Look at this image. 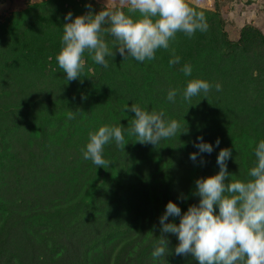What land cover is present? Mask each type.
I'll return each mask as SVG.
<instances>
[{"label": "trees", "instance_id": "trees-1", "mask_svg": "<svg viewBox=\"0 0 264 264\" xmlns=\"http://www.w3.org/2000/svg\"><path fill=\"white\" fill-rule=\"evenodd\" d=\"M214 1V25L208 22L206 32L198 30L191 38L179 33L172 42L175 55L181 58L178 64L170 66L173 54L165 52H156L154 60L143 63L131 57L125 61L119 53L106 57L107 69L91 56L84 57L94 73H88L79 90L68 93L65 101L50 103L42 96L0 101V264H198L191 254L175 253L177 235L162 233L160 217L166 205L176 203L182 215L198 205L195 182L219 173L222 149L232 153L226 183L250 179L248 172L257 163L255 148L264 140V80L258 78L264 73V27L251 24L228 32L218 0ZM80 7L87 14L104 8L128 14L119 3L53 0L37 14L20 12L18 16L54 21L56 14ZM104 38L107 43L114 40L108 33ZM118 46V41L112 44L117 50ZM185 64L193 69L189 80L203 79L212 85L206 96L201 92L190 103L182 99L187 86L181 71ZM251 85L252 95L247 89ZM170 89L179 90L174 103L167 100ZM97 90L105 94L108 106L115 102L114 96L130 99L141 92L167 119L180 122L181 130L160 143L159 157L154 151L155 157L144 162L137 151L142 143L125 133L124 151L112 141L104 151L109 166L98 168L82 158L89 132L80 127L82 132L76 134L73 129L77 119L79 126L85 124L83 116L92 104L88 97ZM36 103L55 116L49 120L55 127L47 115L43 122L37 123L34 117L24 125L23 118ZM125 104L131 109L134 103ZM145 109L151 110L148 105ZM69 111L74 119H68ZM18 113L22 115L16 121ZM193 115L198 126L191 121ZM184 128L187 132H182ZM199 137L213 145L211 154H199L194 147L201 142ZM177 149L184 152L179 154ZM193 153H198L195 161L190 159ZM57 175H61L58 187L52 191L51 180ZM101 178H105L102 185ZM179 222L180 217L166 221ZM161 237L168 241L167 255L154 259L152 252Z\"/></svg>", "mask_w": 264, "mask_h": 264}, {"label": "clouds", "instance_id": "clouds-1", "mask_svg": "<svg viewBox=\"0 0 264 264\" xmlns=\"http://www.w3.org/2000/svg\"><path fill=\"white\" fill-rule=\"evenodd\" d=\"M128 6V14L123 10H107L98 14L91 12L77 16L69 12L65 19L70 21L63 27L61 50L56 56L59 67L66 73L67 81L80 78L85 68V52L92 60L109 67L106 57H114L104 34L108 33L119 42L118 50L126 61L129 57L138 62L152 61L158 49H169L170 43L176 40L178 33L191 38L196 31L206 32L208 23L203 12L196 11L188 0H120ZM109 3V2H108ZM91 8V5H88ZM139 17L134 19V14ZM108 25V27H104ZM117 48V47H116ZM127 50V51H126ZM173 58L169 65L180 62V57L172 50ZM185 76L192 75L191 64L181 69ZM212 85L203 79H192L183 91L182 99L205 96ZM217 91L221 85L216 84ZM178 89H170L167 95L169 102H175ZM125 111L135 113L127 127L128 135L137 137L142 144H160L163 140L174 137L180 132L182 125L176 119H167L163 110L151 111L133 104L131 109L125 105ZM68 119H74V112L67 113ZM125 128L123 126L103 125L98 131L89 132V142L82 149V158L90 160L99 167L109 166L104 158L105 146L115 141L117 148L124 151ZM182 132H187L184 128ZM194 144L199 154L213 152V145L203 142ZM219 139L216 146H219ZM198 153L190 159L195 161ZM230 149H222L217 163L218 174L197 180L195 196L200 197L198 205H192L187 212L181 214V208L173 202L166 205L165 213L160 217L162 233L177 235L179 244L175 249L177 255L191 254L198 264H264V140L255 148L256 166L252 167L248 176L242 181L229 179L227 160L231 157ZM181 199H186L181 197ZM216 206L219 214H216ZM169 217H180V222L166 223ZM168 241L161 237L158 246L152 252L154 259L167 255Z\"/></svg>", "mask_w": 264, "mask_h": 264}, {"label": "rangeland", "instance_id": "rangeland-1", "mask_svg": "<svg viewBox=\"0 0 264 264\" xmlns=\"http://www.w3.org/2000/svg\"><path fill=\"white\" fill-rule=\"evenodd\" d=\"M50 3H53V0H0V101L2 100V103H10L11 101L20 100V98L31 100L36 96L45 97L50 103L54 101L63 102L70 96L68 93L79 90L88 73H94L85 61V68L80 78L75 81H67L66 73L59 67L56 60V56L62 47L63 27L70 22L65 17L71 12L74 20L77 16L86 15V10H82V7L78 8L77 11L70 8L62 15L56 14L54 21L48 18L45 21H41V19L36 21L35 19H29L26 15L18 16L20 12L25 14L34 12L37 14L41 12L40 7H46ZM188 3L196 11L204 13L207 23L214 25L215 20L212 17L216 11L214 0H188ZM67 6L68 4L65 5V7ZM218 6L228 32H231L234 28L241 29L251 24L264 27V0H218ZM125 7L128 10V6L125 5ZM138 17L139 13L133 16L134 19ZM115 41L114 38L112 42L108 43L110 50L115 52V56H117L119 51L112 48ZM173 46L174 44L171 42L169 49H158L156 52H165L171 55L174 49ZM84 57H90L88 52H85ZM260 74L258 78L262 81L264 80V73ZM136 76L139 75L136 74ZM189 78V76L186 77L187 84L190 81ZM226 89L228 91V88ZM247 89L252 95L254 86H248ZM141 94V92H138L130 99L125 97L116 99L114 96L115 102L108 106L105 101V94H102L101 90L92 91L88 97L92 102L89 106L90 110L83 116L85 124L79 126L80 120L77 119L73 124L74 132L77 129L76 134H80L82 132L81 128L86 129L88 132L98 131L99 127L107 124L123 126L125 128L124 134L128 133L126 128L129 127L130 121L135 118V113L125 111L126 102H130V104L138 102L137 105L142 109H145L147 105L151 110L156 108L151 99L147 100ZM30 109L27 113L28 116L23 118L25 126L28 123L30 124L34 117L37 123L47 119L49 121L55 117L47 113L45 106L41 103L33 104ZM21 115L22 113L16 114L15 120L19 121ZM44 115L48 116L47 119H44ZM191 119L195 126L199 125L194 115ZM4 123L5 126L9 124L7 119L4 120ZM49 123L55 127L54 123L51 121ZM202 126H205V124ZM67 127L69 126L67 125ZM141 147L137 149L140 157H142L140 162H144L149 157H155L152 155L154 151L157 156L159 155L157 150L160 144L148 143L142 144ZM177 150L179 154L184 152L182 149ZM143 170L144 167H142ZM60 176H54L51 180L53 186L50 188L52 191L56 189L55 187H58L56 182H59L57 179ZM104 180L105 178H101L98 181L99 184L102 185Z\"/></svg>", "mask_w": 264, "mask_h": 264}, {"label": "crops", "instance_id": "crops-1", "mask_svg": "<svg viewBox=\"0 0 264 264\" xmlns=\"http://www.w3.org/2000/svg\"><path fill=\"white\" fill-rule=\"evenodd\" d=\"M100 1L106 3V4L109 5V6L114 5V4H116V3L121 4L120 0H100ZM108 2H109V3H108Z\"/></svg>", "mask_w": 264, "mask_h": 264}]
</instances>
